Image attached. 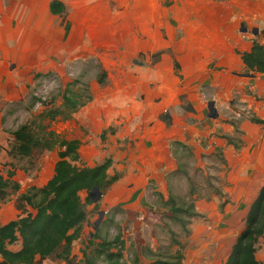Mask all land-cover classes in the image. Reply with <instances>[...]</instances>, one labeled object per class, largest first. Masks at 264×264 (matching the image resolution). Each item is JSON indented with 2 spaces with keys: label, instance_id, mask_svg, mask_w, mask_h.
Wrapping results in <instances>:
<instances>
[{
  "label": "rangeland",
  "instance_id": "obj_1",
  "mask_svg": "<svg viewBox=\"0 0 264 264\" xmlns=\"http://www.w3.org/2000/svg\"><path fill=\"white\" fill-rule=\"evenodd\" d=\"M50 1L0 0V172L5 175V163L12 161L16 165L14 178L20 185L0 203V224L34 212L28 205L21 208L17 199L21 193L43 186L57 161L56 149L45 151L37 161H16L6 154L12 139L10 132L43 108L39 101L31 105L33 98L47 101L55 97L59 104L67 83L79 80L88 84L91 100L70 119L48 122V128L65 138L78 139L77 165L93 166L111 154L115 157L124 147L123 137L133 142L134 135L144 133L148 123L149 128L154 124L157 113L184 106L182 93L189 75L187 43L200 41L199 34L207 36L216 29H231L228 18L232 11L224 0H59L65 7L63 16L50 12ZM157 51L163 53L158 62L152 63L151 55ZM175 61L179 65L177 73ZM102 72L105 78L97 82ZM37 73L44 75L36 76ZM205 89L202 85L207 98L209 92ZM234 101L232 107L237 109L240 102ZM239 136V131L234 134L236 144ZM192 151L193 156L182 151L186 157L180 159L179 151L175 153L177 162L181 160L189 166L192 180L189 183L173 177L168 182L169 189L177 197L193 198L198 193L202 198L219 197L221 203L223 198L215 189H222L224 183L222 152L215 149L199 153L198 160ZM197 168L199 171L194 172ZM192 186L196 193L190 195ZM166 191L168 194V185ZM86 194L80 192L82 201ZM155 200L159 203L153 190L148 201ZM98 203L101 207L96 210H92V204L85 205L87 222L73 246L77 261L82 258L81 249L93 233L102 207L107 209L102 221L107 216L113 223L103 226L100 234L112 239L120 227L129 244L124 252L125 264L134 255V242L146 258L147 249L155 251L168 243V226L179 231L168 219L165 224H150L142 212L126 221L122 211L104 204L103 196ZM218 212L225 215L224 210ZM168 215V211H161L160 219ZM203 216H197L194 234L182 238V250L226 249L224 241L212 238L218 227L219 235L225 234V224L208 227ZM10 248H18V244ZM39 264L65 263L46 259Z\"/></svg>",
  "mask_w": 264,
  "mask_h": 264
},
{
  "label": "crops",
  "instance_id": "obj_2",
  "mask_svg": "<svg viewBox=\"0 0 264 264\" xmlns=\"http://www.w3.org/2000/svg\"><path fill=\"white\" fill-rule=\"evenodd\" d=\"M225 4L232 11L228 18L231 29H216L207 36L199 34L200 41L187 43L189 75L182 93L186 104L157 113L154 124L149 128L148 123L144 133L134 135L133 142L122 138L126 140L122 142L124 147L115 157L111 154L112 164L107 170L108 175H114L116 169L120 177L102 195L104 204L122 211L126 221L142 212L150 224H159L164 208L156 200L148 201V194L155 190L167 197L166 176L177 167L174 141L194 150L198 160L199 153L220 149L226 167L221 174L223 200L219 203V197L209 195L195 200L194 205L196 212L207 219L208 227L225 224V234L219 235L218 227L212 238L224 241L228 247L225 251L218 247L186 248L182 250V264H223L243 229L251 203L264 184V74L247 70L240 55L250 50L254 40L264 45V0H224ZM202 85L209 92L207 98L201 91ZM235 99L240 102L237 109L232 107ZM210 102H213L216 117L208 116ZM242 107L246 110L241 111ZM165 112L168 116L162 117ZM236 130L240 136L235 148L225 136H234ZM218 209L224 210L225 215ZM101 211L104 213L102 216L98 213L99 222L107 214L104 207ZM196 220L197 217L193 218L189 225L190 235L194 234ZM95 222L90 237L96 230ZM207 235L210 237L209 233ZM124 241L126 250L129 244L125 238ZM137 246L134 242L133 254L148 261ZM72 253L75 254L73 249ZM255 255L264 262V237L259 240Z\"/></svg>",
  "mask_w": 264,
  "mask_h": 264
},
{
  "label": "trees",
  "instance_id": "obj_3",
  "mask_svg": "<svg viewBox=\"0 0 264 264\" xmlns=\"http://www.w3.org/2000/svg\"><path fill=\"white\" fill-rule=\"evenodd\" d=\"M49 10L57 15L65 13L64 4L59 0H51ZM162 53L163 51L153 53L152 63L158 62ZM240 55L247 70L264 74L263 44L254 40L250 50ZM178 69L179 65L175 61L176 73ZM42 75L44 74L37 73L36 76ZM104 78L105 73H100L97 82H103ZM91 98L88 84L72 80L65 85L59 104L55 103V97H50L47 101L33 98L30 104L35 105L39 101L43 108L30 120L21 123L10 132L12 139L6 151L10 159L37 161L45 151L56 149L57 161L53 174L43 186L31 188L21 193L17 199L21 208L28 205L34 212L0 224V264H39L46 259L62 261L65 264H125L123 259L126 246L120 227L118 226V232L112 239L100 234L103 226L113 223L108 217L97 224L94 234L87 239L81 249V260H75V254L72 253L73 244L80 238L83 225L87 222L85 205L93 204L92 210L100 208L98 201L94 202L89 192L97 187L102 195L105 194L120 175L118 173L108 175L107 170L112 164L111 157L104 158L93 167L78 166L80 141L75 138H65L54 132L48 128V122L70 119ZM161 116L166 117L168 113L165 112ZM253 120L258 121V119ZM225 138L229 144L237 147L234 136H225ZM173 145L174 154L179 151V159L181 156L186 157L182 151H188L189 155L193 156L192 149L187 145L179 141H174ZM5 164L8 166L6 174L0 172V203L6 201L11 193L20 188L14 178L16 165L12 161ZM197 171L198 168L194 172ZM176 176L189 183L192 180L189 166L181 160L177 162L176 169L166 176L167 197L164 198L158 192L156 195L159 205L164 208L163 211L166 210L169 214L168 217L161 218L162 223L165 224L168 219L179 227V231L168 226V243L159 245L155 251L147 249L148 261L134 254L129 264H182L184 246L182 238L190 235L189 225L193 218L199 216L194 202L201 196L196 193L194 186L189 191L190 195L196 193L193 198L174 195L169 189L168 182ZM81 191L87 193L83 201L80 197ZM215 193L222 196L220 190L215 189ZM263 237L264 184L251 203L244 219L243 229L232 244L223 264H264L255 255L259 240ZM15 244H18V248H10ZM173 246L177 248L172 249Z\"/></svg>",
  "mask_w": 264,
  "mask_h": 264
},
{
  "label": "water",
  "instance_id": "obj_4",
  "mask_svg": "<svg viewBox=\"0 0 264 264\" xmlns=\"http://www.w3.org/2000/svg\"><path fill=\"white\" fill-rule=\"evenodd\" d=\"M208 110H209V112H208V116L209 117H216L217 113H216V110L213 107V102L209 103ZM89 193H90V195H91V197H92L94 202H97L100 199L101 195H102V193L99 191V189L97 187H94ZM103 213H104V211H100L99 215L102 216ZM99 220H97L95 222V226H97Z\"/></svg>",
  "mask_w": 264,
  "mask_h": 264
},
{
  "label": "built area",
  "instance_id": "obj_5",
  "mask_svg": "<svg viewBox=\"0 0 264 264\" xmlns=\"http://www.w3.org/2000/svg\"><path fill=\"white\" fill-rule=\"evenodd\" d=\"M244 110H246V109H245L244 107H242V108H241V111H244Z\"/></svg>",
  "mask_w": 264,
  "mask_h": 264
}]
</instances>
